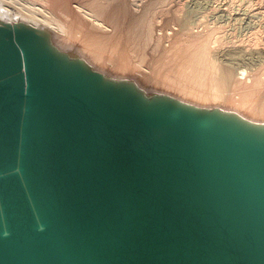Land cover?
I'll return each mask as SVG.
<instances>
[{
	"label": "water",
	"instance_id": "obj_1",
	"mask_svg": "<svg viewBox=\"0 0 264 264\" xmlns=\"http://www.w3.org/2000/svg\"><path fill=\"white\" fill-rule=\"evenodd\" d=\"M0 264H264V120L0 20Z\"/></svg>",
	"mask_w": 264,
	"mask_h": 264
},
{
	"label": "rangeland",
	"instance_id": "obj_2",
	"mask_svg": "<svg viewBox=\"0 0 264 264\" xmlns=\"http://www.w3.org/2000/svg\"><path fill=\"white\" fill-rule=\"evenodd\" d=\"M33 1H43L52 8L70 29L69 39L92 59L93 65L111 74L123 72L150 89L172 92L201 104L240 109L251 115L247 106L240 105L246 99L244 93L235 88L231 95L227 93L215 100L195 97L184 90L183 84L202 86L176 71L181 58L178 51L186 50L192 41H206L218 72L227 67L235 72L245 68L244 81L253 84L260 77L264 83V0H112L106 5V16L117 22H111L109 43H101L98 54L93 42L97 36L95 29L84 24L86 19L75 7L77 3L92 5L94 0ZM149 4H152L151 24L139 21ZM167 73L179 78L176 79L179 83H172ZM260 97L264 101V91Z\"/></svg>",
	"mask_w": 264,
	"mask_h": 264
},
{
	"label": "bare ground",
	"instance_id": "obj_3",
	"mask_svg": "<svg viewBox=\"0 0 264 264\" xmlns=\"http://www.w3.org/2000/svg\"><path fill=\"white\" fill-rule=\"evenodd\" d=\"M110 1L112 0H94L92 5L90 4L87 5L85 3H77L75 5L79 14L83 16L84 19H86L84 20L86 21L85 23L84 21L82 22L84 24L88 23L89 26L91 25L95 29V33L97 36L93 40V42L95 41L94 47H95L97 54L98 52H100V49L102 48L101 43H106V44L109 43V33L108 32L111 31L113 27V24L111 22L113 23L117 22V19L108 18L106 16V7H107L106 5L109 4ZM113 1H116V0H113ZM123 6L126 7L125 4ZM122 10H128V8L122 9ZM151 10H152V4L147 5L145 12H143L142 14V17L139 18V21L143 23H146V21H148V23L151 24V21L149 20L150 18L149 14ZM0 20L9 21L12 23H15L18 21H24V22L32 24L33 26L48 28L53 32L54 38L57 44H59L63 48L76 50L80 55L84 56L91 64H93L92 59L89 56L85 55L82 51H80L76 47V45L72 43L73 41L69 39V34L71 32H70V29H68V26L64 23V21L61 18H59L52 11V8L47 7L43 3V1L39 2V1H33V0H0ZM189 44L190 45L186 50H181V49L179 50L178 48L179 50L178 52L180 53L181 58L178 64L179 67L176 71L179 74H181L180 76L182 75L187 76L192 81H194L196 84L202 86V88H200L197 85L183 84L182 88L184 90H188L190 93L195 95V97L200 96L201 98H204L205 100H209L211 98L215 100V99L220 98L221 96L225 97L227 93H230L231 95L232 90L235 88L238 92L244 93L246 99L243 100L240 105L247 106L251 115L241 112L240 109L239 110L235 108H230V109H234L251 119H255L257 117H264V101L262 100V97H260V95L264 91V83L260 77L255 78L253 84L252 83L249 84L247 83L246 80L244 81L242 79L243 76L247 73V70L245 68H242L239 72L237 70L238 74L240 75V77L238 75L239 77L238 79L236 77L237 72H235V70H233L230 67H227L224 69L222 68V70L218 72L216 64L212 60L211 55L209 53L210 51H209L208 42L206 41L200 42V41L195 40V41L190 42ZM112 47L114 49L116 48L114 44L112 45ZM99 57H103V55H100ZM94 66L101 71H106L105 68L99 67L95 64ZM143 69H146V68H143ZM119 73L121 75L117 73L113 75L114 76H126V74H122L123 72H119ZM167 76L171 80L172 83L178 82L176 79H179V78H175L174 75H171V73H167ZM138 82L141 86H143L144 88H147L144 86L143 83H141L140 81ZM242 86H245V87H242ZM205 88L207 89L204 90ZM155 90H158V89H155ZM175 95L179 96L180 98L184 100L191 101V102H194L200 105H208V104H203V103L201 104L199 102L192 101V99L189 100V98H186V97H183L177 94ZM215 105H219V104H215Z\"/></svg>",
	"mask_w": 264,
	"mask_h": 264
}]
</instances>
